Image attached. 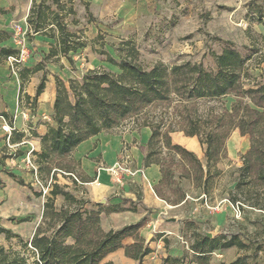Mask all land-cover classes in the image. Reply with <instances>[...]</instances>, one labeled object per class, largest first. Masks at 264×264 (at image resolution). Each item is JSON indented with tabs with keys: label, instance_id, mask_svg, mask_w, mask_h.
Masks as SVG:
<instances>
[{
	"label": "trees",
	"instance_id": "obj_1",
	"mask_svg": "<svg viewBox=\"0 0 264 264\" xmlns=\"http://www.w3.org/2000/svg\"><path fill=\"white\" fill-rule=\"evenodd\" d=\"M246 7V34L250 40L246 46L247 54H242L232 40H225L221 52H211L212 67L192 61L172 65L157 62L146 67L133 38H122L112 44V53L105 48L104 40L100 41L103 36L99 34L92 41L94 52L102 57L103 62L116 66L117 71L105 65L89 68L80 79L70 78L68 85L55 76V124H48L44 135L33 132L42 142V151L33 153L37 157L38 181L42 185L40 191L35 190V195L41 196L44 189L49 188V193L45 194L42 219L30 240L0 223V235L9 242L12 239L19 242L18 248L0 243V264H116L104 260L122 247L136 264H144L145 256L153 251L140 236L144 222L106 231L101 225V208H86L84 199L58 182L59 174L68 175L76 182L74 165L79 161L73 157V152L83 141L103 132H113L130 121L137 124V129L149 127L152 131L148 144L141 146V150L145 153L146 166L156 163L161 167L162 179L155 190L163 199H166L163 187L177 183L179 168L182 169L178 174L180 179H190L205 191L212 175L211 167L227 154L226 142L232 132L238 129L241 135H248L250 148L243 155V164L238 169L235 187L229 191L228 200L241 211L251 208L264 212V84L246 88L243 83V79L251 75V68L261 67L264 62V35L253 31L254 23L264 25V0H250ZM75 14L73 5L68 6L61 0H33L27 17L32 29L29 37L41 33L54 38L55 42L36 66L18 71L22 80L19 100L21 102L25 97L32 110L37 108L38 98L46 87V63L58 62L61 57L74 63L71 53L89 45L81 32L68 28L66 16ZM17 52L15 48L2 47L0 63L16 56ZM42 70L44 74L31 98L25 91L26 84ZM230 97L234 101L227 105ZM11 127V142L22 141L25 132ZM173 132H177L174 134H178L181 140L194 141L199 152L200 142L205 163L193 151L174 143ZM8 147L3 151L7 152ZM20 154L22 152L18 150L11 157ZM5 158V155L0 158L2 171L33 189L31 183L5 168ZM2 183L0 176V185ZM179 191V198L172 204L185 199L186 193ZM58 196L66 201V205L60 208L55 204ZM123 203L127 204L129 200L124 199ZM129 204L128 208L119 204L113 209L137 210L133 202ZM129 236H134L135 242L124 246L123 241ZM231 247L247 250L249 244L237 234L230 237L199 234L191 245L195 260H188L187 254L182 257L168 255L161 264H212L209 255L214 250ZM249 257L239 256L231 262L219 264H259L250 262Z\"/></svg>",
	"mask_w": 264,
	"mask_h": 264
},
{
	"label": "rangeland",
	"instance_id": "obj_2",
	"mask_svg": "<svg viewBox=\"0 0 264 264\" xmlns=\"http://www.w3.org/2000/svg\"><path fill=\"white\" fill-rule=\"evenodd\" d=\"M249 1L111 0L105 4L103 2L94 3L87 8L85 1L76 0L74 6L76 14L67 17L68 28L72 31L81 32L89 41V45L85 49L71 53L74 63L64 59V63L62 66L60 65L62 68L59 76L68 85L70 78L80 79L89 68L105 65L114 71L118 70L116 66L103 62L102 57L94 52L92 41L99 34L103 36L100 41L104 40L105 48L112 53L114 52L112 44L118 43L122 38H133L140 49L141 61L146 67H152L157 62L172 65L184 61L203 62L206 66L212 67L214 61L211 52H221L225 46V40H232L235 47L245 55L248 52L246 46L250 44L246 34L248 21L245 19L246 3ZM106 4L107 6H105ZM253 31L257 35H264V28L261 24L254 23ZM97 47L99 46L97 45ZM37 52L28 44V53L20 62L12 61V70L18 72L25 64L29 63L31 58L35 57L34 54ZM48 65L46 64V66ZM263 68L264 62L261 67L251 68V75L243 79L246 88L264 84ZM45 71L52 74L48 68H45ZM41 74L42 72L38 74L40 79ZM29 87V84L28 86L26 84V90ZM3 92L12 107L17 108V98L20 94L17 81H13L9 77ZM232 101L234 98L230 97L227 105H230ZM19 105L22 109L29 107L25 97L22 98ZM37 112L39 113V109L36 108L34 111L31 109L30 117L33 114L37 115ZM44 112L47 116L48 110ZM133 129H137V124L130 121L114 132L126 134ZM229 139L226 142V156L216 166L211 167L212 175L207 189L203 191V204L198 210L199 217L180 219L179 224L176 225V231L181 236L180 241L183 240L184 242L188 260L196 259L195 253L191 250V245L199 238V234L210 236L208 233H212L211 237L221 235L230 237L237 234L249 244L247 250H241L237 247L217 249L209 255L210 260L219 264L231 262L239 256L249 255L250 262L264 264V212L245 208L237 215L233 204L228 201L229 191L235 187L238 169L243 164V155L245 154L242 137L237 138L230 146ZM185 140L192 148L197 149L194 141ZM201 150L202 154L197 153V156L205 163L204 150L202 148ZM15 152L14 150L13 153ZM25 157L26 161L23 160L24 157L22 156L19 158L21 160L19 164L17 163L14 167L19 168L17 171L21 170V176L26 182L33 185V189L21 185L16 179L9 178L6 174H3L5 182L0 185V223L13 228L15 231L22 232V234H25L24 226L29 222L21 221V219L32 214L31 219L28 217L30 223L35 222V220L36 222L41 221L40 215L46 200L45 194L49 193V188L46 187L43 195H35V190L40 191L42 189L37 175V157L31 156V161L29 155ZM20 164L22 165L20 166ZM74 166L75 175L80 179L82 175L81 163L77 162ZM217 170L220 173L216 174ZM181 171V168L177 171L176 184L163 187L165 201L169 204L179 198L181 192L179 189L184 191L187 197V186L183 184L185 180L178 177ZM50 182L51 180L48 181V183ZM58 182L67 185L71 192L75 189L72 179L68 175L59 174ZM196 189L200 190L199 187ZM193 194L197 195L194 191ZM55 204L60 208L66 205V201L63 197H57ZM130 206L127 203L123 208ZM228 206L231 207V211L224 224L217 228L213 222L218 218V214L228 212ZM144 225H147V222H144ZM154 235L150 238L147 235L145 243L149 239H159L160 233H154ZM0 243L6 247H9L10 244L19 247L17 239H12L9 242L4 235H0ZM155 261L152 257L146 259V264H154ZM188 264L198 263L189 262Z\"/></svg>",
	"mask_w": 264,
	"mask_h": 264
},
{
	"label": "crops",
	"instance_id": "obj_3",
	"mask_svg": "<svg viewBox=\"0 0 264 264\" xmlns=\"http://www.w3.org/2000/svg\"><path fill=\"white\" fill-rule=\"evenodd\" d=\"M61 1L67 3L68 6L73 5L74 7L76 5V0ZM83 1H85V5L88 8L91 4L94 5V3L102 2L105 4L111 0ZM32 4L33 0H0V51L2 47L17 49V45L13 38L14 29L17 25L22 27L28 25L27 17ZM105 6H107V4ZM68 16H66V21H68ZM261 26L264 28L263 24H261ZM53 42H55L54 38L41 33H36L32 35L31 38L29 37L28 43L30 47L38 52L34 54L35 57L31 58L29 63L25 64L24 67L33 68L36 66L44 58L45 54L49 52ZM64 59L67 58L61 57L58 62L51 61L46 63L49 65L45 68H48L52 74L45 71L47 74V81L44 91L38 98L37 109H39V113L37 112V115H31V117L30 106L22 109L19 105V96L17 98V108L12 107L7 101V98L3 94V90L8 83L9 77H11V80L17 81L19 88L22 80L20 74L12 70V61L10 57L8 59H3L0 63V158L5 155V168L11 170L18 176L22 175L21 170L17 171L19 168H15L14 166L21 161L19 158L23 156V160L26 161L25 156L29 155L31 161V156L33 158L36 157L33 154L34 152L42 151L41 138L35 137L33 132L37 131L40 135H44L48 131V124H55L53 120L54 102L57 93L55 76H59ZM39 72H42L41 75L43 76L44 71H38L27 83V86L29 84L31 88L29 87V89L27 88L26 90L25 87V91L31 98L34 97L36 88L41 81L38 76ZM45 110H48L47 116H45ZM3 113L7 115H3ZM11 125H13L17 131L25 132L26 135L22 141L11 142V137L13 136ZM177 132L172 133L174 143L181 144L193 151L196 155H198L197 153L202 154V146L197 137L195 138L199 142V149L201 152L195 148L189 147L187 140L184 138L181 140L178 134H176L177 136L174 134ZM151 134L152 131L149 127H141L139 129H133L126 134L114 131L108 133L103 132L83 141L73 152V157L81 163L82 175L79 179L74 174L77 177L76 182L71 178L75 187L72 193L78 198L86 201V208H101V225L106 231L119 229L125 225L140 221L147 222V225H144L140 229V236L145 238L148 235L150 238L151 236H155L154 233H160V235L159 239H149V241H146V245L153 251L145 256L144 264H146V259L152 257L156 260L154 264H161L163 258L168 255L182 257L185 254L184 242L183 240L180 241L181 236L176 231V225L179 224V220L182 218L191 219L192 217H199L198 210L203 204L204 193L201 188L199 191L196 189L197 187H195L192 180L184 178L185 181L183 184L187 186L188 191L187 197L181 202L169 204L157 194L155 187L162 179L161 167L156 163L146 166L144 161L145 153L141 150V146H146L148 144ZM183 134L185 135L184 132ZM239 137L243 138L244 153H246L250 148V138L248 135H241L238 129L234 130L231 137H229L231 138L229 139V146ZM6 146H9L7 152L3 151ZM14 150L16 152L19 150L22 154L17 157H11ZM119 164L129 169L128 172H121V182H117L116 177L110 170L111 167H117ZM21 165L22 164H20V166ZM2 170L3 165L0 162V176L3 179V183L5 182L3 174H6L9 178L15 179ZM3 183L1 185H3ZM193 191L196 192L197 195H194ZM124 199L129 200V203L133 202L137 210L113 209L119 204L125 206L123 203ZM230 209L231 207L228 206V212H225L226 214L217 215L218 218L213 222L217 228L224 224L231 211ZM43 210L44 206L40 215L41 219ZM28 217L31 219L32 214H28L25 218L21 219V221L29 222V224L24 226L25 234L8 227L19 233L26 240H30L33 237L37 226L41 222H36L35 220V222L30 223ZM134 242V236H129L124 239L123 244L127 246ZM104 261H113L116 264H136L135 259L125 254L124 247L110 253ZM211 263L215 264L212 260Z\"/></svg>",
	"mask_w": 264,
	"mask_h": 264
},
{
	"label": "built area",
	"instance_id": "obj_4",
	"mask_svg": "<svg viewBox=\"0 0 264 264\" xmlns=\"http://www.w3.org/2000/svg\"><path fill=\"white\" fill-rule=\"evenodd\" d=\"M32 32V29L29 25H27L26 27H22L20 25L15 26L14 29V40L15 43L17 45V55L16 56H11L10 60L13 62H20L22 59H24V56L28 53V37L29 34ZM111 172L113 173V175L116 177L117 182H121L122 181V176H121V172L122 171H126L128 172L129 169L123 165H118L117 167H111L110 168ZM74 178L77 180V177L75 175H73ZM229 201V200H228ZM236 214H240L241 210L239 209L238 206H234L232 205Z\"/></svg>",
	"mask_w": 264,
	"mask_h": 264
},
{
	"label": "water",
	"instance_id": "obj_5",
	"mask_svg": "<svg viewBox=\"0 0 264 264\" xmlns=\"http://www.w3.org/2000/svg\"><path fill=\"white\" fill-rule=\"evenodd\" d=\"M210 236L212 235V233H208Z\"/></svg>",
	"mask_w": 264,
	"mask_h": 264
}]
</instances>
